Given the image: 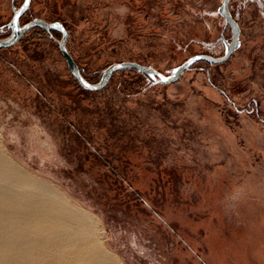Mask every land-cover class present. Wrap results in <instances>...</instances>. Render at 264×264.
Wrapping results in <instances>:
<instances>
[{"label": "rangeland", "instance_id": "rangeland-1", "mask_svg": "<svg viewBox=\"0 0 264 264\" xmlns=\"http://www.w3.org/2000/svg\"><path fill=\"white\" fill-rule=\"evenodd\" d=\"M222 1L31 0L20 24L62 23L89 82L120 61L169 75L223 55ZM22 2L0 0L3 30ZM229 9V59L168 84L126 69L84 89L39 27L0 48L3 152L88 212L122 264H264V4Z\"/></svg>", "mask_w": 264, "mask_h": 264}, {"label": "bare ground", "instance_id": "bare-ground-1", "mask_svg": "<svg viewBox=\"0 0 264 264\" xmlns=\"http://www.w3.org/2000/svg\"><path fill=\"white\" fill-rule=\"evenodd\" d=\"M0 264H122L97 222L0 146Z\"/></svg>", "mask_w": 264, "mask_h": 264}, {"label": "water", "instance_id": "water-1", "mask_svg": "<svg viewBox=\"0 0 264 264\" xmlns=\"http://www.w3.org/2000/svg\"><path fill=\"white\" fill-rule=\"evenodd\" d=\"M27 3V6H26ZM31 0H23L21 5L14 10L13 15L10 21L4 25L6 30H10V33L0 38V48H7L12 46L16 42H18L23 35L28 32L30 29L34 27H40L58 44L59 50L61 51L62 55L64 56L67 66L70 70V73L74 77V79L78 82V84L87 90H99L103 88L108 81L110 80L111 76L119 70H126V69H135L152 79L154 83H163L168 84L175 82L187 69H189L194 63L199 61H207L213 64H220L225 62L233 51L237 49L239 46V35H240V26L238 22L232 16L229 3L230 0H223L218 11L222 15L225 20L226 25H229L231 37L230 41H226V48L225 52L221 56H213L207 53H198L194 54L188 58H186L180 65H178L175 70L166 75L154 67L146 64H142L136 61H120L114 62L108 65L102 72V76L100 77L99 81L96 83L89 82L82 74L79 66L75 62L73 56L66 48V39H67V30L65 26L60 22H48L44 19L35 17L30 21L26 22L25 24H20V17L28 10L30 7ZM264 3V0H263ZM54 25H58L59 27H53ZM52 31H57L61 34V37L58 39L54 35H52ZM4 32V30L0 27V33ZM119 65L120 67H117Z\"/></svg>", "mask_w": 264, "mask_h": 264}, {"label": "flooded vegetation", "instance_id": "flooded-vegetation-1", "mask_svg": "<svg viewBox=\"0 0 264 264\" xmlns=\"http://www.w3.org/2000/svg\"><path fill=\"white\" fill-rule=\"evenodd\" d=\"M230 1H231V0H230ZM262 1H263V0H262ZM229 4H230V3H229ZM263 4H264V3H263ZM28 9H29V8H28ZM25 13H26V12H25ZM25 13H24V14H25ZM24 14H23V15H24ZM23 15H22V16H23ZM22 16H21V17H22ZM21 17H20V19H21ZM29 21H30V20H29ZM27 22H28V21H27ZM25 23H26V22H25ZM25 23H23V24H25ZM23 24H21V25H23ZM228 26H229V25H228ZM39 28H40V27H39ZM229 28H230V27H229ZM45 32H46V31H45ZM52 32H54V31H52ZM52 32H51V33H52ZM55 32H57V31H55ZM2 33H7V35H8V34L10 33V30H6V29H4V32H2ZM7 35H6V36H7ZM52 35H53V33H52ZM4 37H5V36H4ZM229 41H230V40H229ZM223 54H224V53H223ZM196 63H197V62H196Z\"/></svg>", "mask_w": 264, "mask_h": 264}, {"label": "snow or ice", "instance_id": "snow-or-ice-1", "mask_svg": "<svg viewBox=\"0 0 264 264\" xmlns=\"http://www.w3.org/2000/svg\"><path fill=\"white\" fill-rule=\"evenodd\" d=\"M26 6H27V3H26ZM53 27H59L58 25H54ZM117 67H120L119 65H117Z\"/></svg>", "mask_w": 264, "mask_h": 264}]
</instances>
